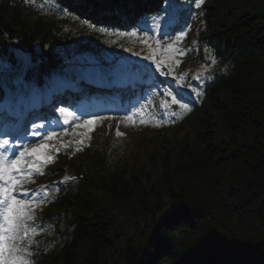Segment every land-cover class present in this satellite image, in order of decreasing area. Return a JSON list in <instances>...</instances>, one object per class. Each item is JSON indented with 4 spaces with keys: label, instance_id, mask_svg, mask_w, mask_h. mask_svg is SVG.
Masks as SVG:
<instances>
[{
    "label": "trees",
    "instance_id": "1",
    "mask_svg": "<svg viewBox=\"0 0 264 264\" xmlns=\"http://www.w3.org/2000/svg\"><path fill=\"white\" fill-rule=\"evenodd\" d=\"M164 3L140 0L114 22L128 25ZM83 15L99 10L88 4ZM198 34L213 46L202 43L199 60L224 67L203 106L180 126L144 128L128 159L103 168L102 186L71 192L82 204L73 240L44 264H264V0H209ZM101 36L82 20L0 0L1 58L37 48L48 62L73 66ZM101 158L93 150L77 161ZM172 207L183 211L161 223Z\"/></svg>",
    "mask_w": 264,
    "mask_h": 264
},
{
    "label": "snow or ice",
    "instance_id": "2",
    "mask_svg": "<svg viewBox=\"0 0 264 264\" xmlns=\"http://www.w3.org/2000/svg\"><path fill=\"white\" fill-rule=\"evenodd\" d=\"M29 2H33V0H29ZM202 3L203 0H196V7L199 8ZM141 31L143 36L140 39L147 45L152 37H149L147 31L143 29ZM125 35L137 37L138 33L137 31H131L125 33ZM162 35L168 34L163 33ZM184 35L185 32L181 30L175 36V39L179 41ZM155 67L157 69L165 68L164 64L160 62H157ZM161 74L167 77L170 72L164 70ZM195 79L199 80L200 76L197 75ZM172 85L177 89L196 92V86L188 84L187 78L183 75L172 77ZM160 94L165 96V99L160 102V106L165 111L173 110L174 106L184 112L191 111L189 103L178 98V94L174 93L171 87H167ZM196 94L199 95V93ZM57 111L60 113L63 125L78 128L87 133L93 131L99 122L115 118L103 115L100 112L73 110L71 106H60ZM127 111L131 114H126L122 122L126 121L130 126H135L137 123L141 125L148 123V119L145 118L146 112L141 106L136 107L135 110L128 109ZM172 115H175L174 110ZM44 127L43 124H33L30 135L39 139L25 141L22 145H18L16 142L10 144L8 139L0 140V264H34L31 259V245L34 242V236L39 234V229L34 224L35 215L41 204L46 202L48 193L47 186H44V195L41 196L39 190L27 189L25 185L34 183L33 177L35 175L45 174L43 169L49 163L55 162L53 153L58 154L60 147L70 146L68 144L56 146L52 142L59 138L57 132L37 131V129ZM63 134L67 135V130ZM116 135L119 137L123 133L117 128ZM79 143H82V141H79ZM16 149H19L18 154H16ZM77 150H80L79 147ZM181 211L183 209L176 207L168 209L161 223ZM159 239L161 244L166 242L164 236H160Z\"/></svg>",
    "mask_w": 264,
    "mask_h": 264
},
{
    "label": "rangeland",
    "instance_id": "3",
    "mask_svg": "<svg viewBox=\"0 0 264 264\" xmlns=\"http://www.w3.org/2000/svg\"><path fill=\"white\" fill-rule=\"evenodd\" d=\"M260 0H254L257 4ZM255 9L260 10L257 5L254 6ZM17 61L13 62L12 60L5 62L4 64H0V73L3 77L8 80H14L20 76H23L27 70L33 69L36 64L30 63L29 56L26 51L17 50ZM24 70L20 74H15L14 70ZM120 122V121H119ZM96 131L99 129H103L102 125L96 126Z\"/></svg>",
    "mask_w": 264,
    "mask_h": 264
},
{
    "label": "bare ground",
    "instance_id": "4",
    "mask_svg": "<svg viewBox=\"0 0 264 264\" xmlns=\"http://www.w3.org/2000/svg\"><path fill=\"white\" fill-rule=\"evenodd\" d=\"M156 8V7H155ZM148 12L146 10H144L141 14V16H143L144 20H148V17L146 16ZM152 15V14H151Z\"/></svg>",
    "mask_w": 264,
    "mask_h": 264
}]
</instances>
